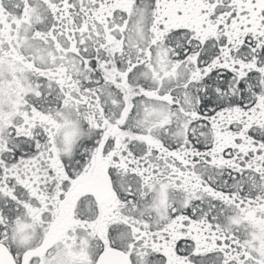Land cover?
Segmentation results:
<instances>
[{
    "label": "snow or ice",
    "instance_id": "1",
    "mask_svg": "<svg viewBox=\"0 0 264 264\" xmlns=\"http://www.w3.org/2000/svg\"><path fill=\"white\" fill-rule=\"evenodd\" d=\"M0 264H264V0H0Z\"/></svg>",
    "mask_w": 264,
    "mask_h": 264
}]
</instances>
